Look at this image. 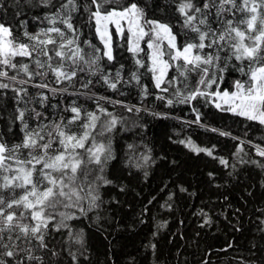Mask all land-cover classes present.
<instances>
[{"label":"trees","instance_id":"trees-1","mask_svg":"<svg viewBox=\"0 0 264 264\" xmlns=\"http://www.w3.org/2000/svg\"><path fill=\"white\" fill-rule=\"evenodd\" d=\"M130 2L144 10L145 20L168 24L177 35L178 46L195 35L182 26L183 17L177 11L179 0H117L111 7L121 10ZM77 3L80 11L73 13L72 22L78 42L85 53L99 57L97 66L77 71L71 81L59 83L53 72L46 67L37 69L30 58L17 57L14 62L27 63L33 73L47 74L29 78L19 68L0 66L8 74L0 77V83L9 84L8 88H0V135L9 146L23 139L20 123L13 122L18 107L42 112L46 117L43 123L61 117L67 121L73 113L66 109L73 103L81 108L82 115L94 112L101 120L108 119L99 112L103 108L123 121L108 134L115 159L109 162L105 173L112 183L100 188L104 204L86 216L70 210L80 216L69 223L74 232L82 230L87 249V259L81 258L80 264H241L252 259L264 264V232L258 230L264 227V157L256 150V145L264 148V125L217 108L210 95L180 102L198 87L208 93L232 91L233 81L247 77L229 66L219 89L217 85L208 88L198 85L197 73L189 74L185 80L173 67L157 88L158 72L149 70L154 49L148 47V42L151 39L156 43L150 26L144 24L149 34L139 39L137 52L130 50L136 42L128 40L127 33L121 38L115 36L113 60L109 61L95 21L89 19L86 10L90 0ZM3 4L0 22L13 26L14 35L22 42H27L22 35V22H27L26 30L32 33L51 26L45 16L54 8L37 4L36 0H3ZM212 26L217 27L215 23ZM159 43L166 53L163 59L169 60L167 41ZM226 54L221 53V57ZM52 63L55 66L56 60ZM230 65L238 62L232 60ZM118 71L121 79L112 89L102 76L115 82ZM133 73L139 77L138 82L132 79ZM13 76L15 81L9 79ZM21 80L28 82L20 84ZM41 84L48 88L37 86ZM85 84L88 87H83ZM20 88L27 93L18 96L14 89ZM65 88L66 92L50 91ZM165 88L168 90L163 91ZM41 94L48 97L43 103ZM169 99L173 101L171 105L167 103ZM36 123L29 120L30 126ZM79 123L72 125L77 134ZM222 132L230 135H221ZM193 145L211 149L212 155L195 151ZM142 154L150 157L146 163L138 159ZM133 156L142 167L129 165ZM221 159L227 161V166ZM206 219L210 223L206 224ZM66 235V231L51 232L49 246L59 250ZM252 251L255 257L250 255ZM63 256L60 264H72L66 253Z\"/></svg>","mask_w":264,"mask_h":264},{"label":"snow or ice","instance_id":"snow-or-ice-1","mask_svg":"<svg viewBox=\"0 0 264 264\" xmlns=\"http://www.w3.org/2000/svg\"><path fill=\"white\" fill-rule=\"evenodd\" d=\"M36 3L55 9L45 16L51 26L32 33L26 30L27 22H22V35L27 40L22 42L19 36L14 35L13 26L0 22V66L19 68L29 78L46 75L42 71L31 72L27 63L14 62L17 57L30 58L37 69L46 67L53 72L58 83L71 81L77 71L84 72L86 67L94 69L99 57L83 51L72 22L73 13L80 11L81 7L77 0H58L57 3L36 0ZM116 3L117 0H90L86 9L90 13L89 19L95 21L96 31L106 49L104 55L109 61L113 60L109 24H114L120 31L122 22L128 23V31L136 42L130 49L133 52L139 51V39L149 34L144 28L147 24L156 40L153 43L150 39L148 47L154 49L149 70L159 73L155 75L157 88L164 82L167 71L175 67L185 80L189 74L197 73L200 76L198 85L208 88L217 85L219 89L223 73L231 66L247 77L243 81H233L232 91L224 89L208 93L198 87L180 102L210 95L220 101L215 104L217 108L264 125V0H179L177 11L183 17L182 26L195 34L189 42L179 46L177 35L168 24L145 20L144 10L137 3L130 2L121 10L111 7ZM3 9V0H0V10ZM213 23L217 27H213ZM161 40L167 41L169 60L162 59L166 53L160 47ZM221 53L227 54L222 58ZM40 57L46 59L41 60ZM54 59L55 66L52 63ZM232 60L238 65H230ZM137 64L141 61L137 60ZM7 75L6 71L0 70V77ZM102 78L115 89L121 75L119 71L116 73L115 82L108 76ZM9 79L15 81L16 77ZM132 79L139 81L135 73ZM27 82L19 81L20 84ZM168 82L173 83L172 80ZM37 86L48 88L47 84ZM8 87L9 84L0 83V88ZM14 90L18 96L21 92L27 93L23 88ZM50 91L55 94L67 89ZM176 94L180 95L179 90ZM47 99L41 94V103ZM167 103L171 105L173 101L169 99ZM66 111L73 113L67 121L61 117L57 121L43 123L46 117L42 112L18 107L13 122L20 123L23 139L9 146L0 135V264H60L64 253L72 264H80L81 258L87 259L83 232H74L69 221L86 216L89 211H98L104 204L100 188L112 183L105 173L109 162L115 159L112 137L108 134L123 121L103 108L99 112L108 119L101 120V116L94 112L82 115L81 108L75 103ZM128 111L133 109L128 108ZM30 119L37 122L36 126H30ZM77 122H81L78 134L72 131V125ZM221 135L230 134L222 132ZM242 144L240 151L243 150ZM192 147L197 152L212 155L211 149ZM129 148L133 146L129 145ZM256 150L264 157V149L256 146ZM138 159L146 163L150 157L142 154ZM220 162L227 166L226 160L221 159ZM129 165L142 167L135 156L129 159ZM71 209H76L80 216ZM205 223H210V220L206 219ZM261 225H264V220ZM258 230L264 232V227ZM53 231L67 232L59 250L49 246ZM152 247L154 249L155 245ZM252 247L256 248V245ZM250 255L255 257V251ZM241 264L257 262L252 259L241 261Z\"/></svg>","mask_w":264,"mask_h":264},{"label":"rangeland","instance_id":"rangeland-1","mask_svg":"<svg viewBox=\"0 0 264 264\" xmlns=\"http://www.w3.org/2000/svg\"><path fill=\"white\" fill-rule=\"evenodd\" d=\"M128 28H129V25L126 21L122 22L120 31L117 30V28L114 24L108 25L109 33L111 34V47H112V54L113 55H114V39H116L115 36H118L119 38H121L123 36V34L127 33L128 40H130V41L135 40V38L132 36V33L128 31ZM162 59H163V57H162ZM212 100H213L214 104L220 103L218 98L213 97ZM260 148L264 149L263 147H260Z\"/></svg>","mask_w":264,"mask_h":264},{"label":"bare ground","instance_id":"bare-ground-1","mask_svg":"<svg viewBox=\"0 0 264 264\" xmlns=\"http://www.w3.org/2000/svg\"><path fill=\"white\" fill-rule=\"evenodd\" d=\"M259 147H261V146H259Z\"/></svg>","mask_w":264,"mask_h":264}]
</instances>
